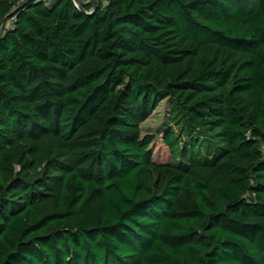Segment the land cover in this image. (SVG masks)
Segmentation results:
<instances>
[{
	"label": "trees",
	"instance_id": "trees-1",
	"mask_svg": "<svg viewBox=\"0 0 264 264\" xmlns=\"http://www.w3.org/2000/svg\"><path fill=\"white\" fill-rule=\"evenodd\" d=\"M52 1L0 0V264H264V0Z\"/></svg>",
	"mask_w": 264,
	"mask_h": 264
},
{
	"label": "rangeland",
	"instance_id": "rangeland-1",
	"mask_svg": "<svg viewBox=\"0 0 264 264\" xmlns=\"http://www.w3.org/2000/svg\"><path fill=\"white\" fill-rule=\"evenodd\" d=\"M52 1L53 2H56ZM175 125V124H174ZM171 120V110L170 103L168 99L163 100L160 105L155 109L150 118H148L142 124V133L143 135L152 134L156 137L157 148L155 150V158H157L162 152L165 154L168 152L167 146L163 141V136L165 132L171 127L174 126ZM178 128L176 132L182 135L184 134L183 123L178 122Z\"/></svg>",
	"mask_w": 264,
	"mask_h": 264
},
{
	"label": "water",
	"instance_id": "water-1",
	"mask_svg": "<svg viewBox=\"0 0 264 264\" xmlns=\"http://www.w3.org/2000/svg\"><path fill=\"white\" fill-rule=\"evenodd\" d=\"M75 3L83 10V6L81 5L80 1L79 0H74ZM97 0H94V3H96ZM14 13V11L12 12ZM11 13V14H12ZM5 21V20H4ZM4 21L0 24V35L2 33V27H3V24H4Z\"/></svg>",
	"mask_w": 264,
	"mask_h": 264
},
{
	"label": "built area",
	"instance_id": "built-area-1",
	"mask_svg": "<svg viewBox=\"0 0 264 264\" xmlns=\"http://www.w3.org/2000/svg\"><path fill=\"white\" fill-rule=\"evenodd\" d=\"M84 1H90V0H84ZM15 20V17L12 18V22Z\"/></svg>",
	"mask_w": 264,
	"mask_h": 264
}]
</instances>
